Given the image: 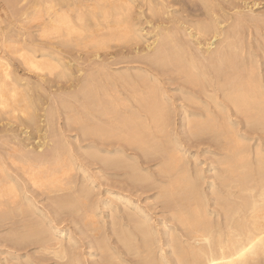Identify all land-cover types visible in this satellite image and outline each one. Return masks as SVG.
Returning <instances> with one entry per match:
<instances>
[{
    "label": "rangeland",
    "instance_id": "rangeland-1",
    "mask_svg": "<svg viewBox=\"0 0 264 264\" xmlns=\"http://www.w3.org/2000/svg\"><path fill=\"white\" fill-rule=\"evenodd\" d=\"M35 1L38 2V0H22V1L21 0H7V1L6 0H0V46H3L2 48L0 47V53L2 54L4 59H6L8 61L7 64H10V69L8 68L11 71L10 72L11 77H10L9 81L11 84L13 83V85L16 84V86L19 88V93L21 95L18 97V101L12 102V104L17 106V107H20V109L24 108V110L30 111L34 116V118L31 122H27V120L22 117V114H21V116L19 114L20 119L23 118L22 121L24 123H22L21 120L18 121V118L15 119V118L11 117L12 113H1L0 112V164L2 163V165H0V167L2 168L0 170V171H2V172H0V176H2L5 173L9 174L13 178H15L17 182H20V184L22 186L21 187L22 190H19V192H18L20 196H18L15 199L16 204L12 202L10 205H8L13 199H8L7 197H5V198H7L6 200H4V198L1 199L4 203L2 205H0L1 206L0 207V214L2 211L4 213L2 212V214L0 216H3L4 214H8V213H9V215L8 216L4 215L5 217L3 216L2 219L0 218L1 219L0 220V222H1L0 223V226H1L0 227V264H79V263L80 264H109V263L110 264H128V263L129 264H143V262H144L143 258L145 257V261H146V259L148 260V257H149L148 256L146 258V256H147L146 252L145 253L142 252V255H140V253L135 255V254H132V252L129 253L128 247L124 246V245H127L126 241L127 242H129V241L130 242H133V241L136 242L137 241L136 243L138 245L142 244L141 239L143 236H141V234H139V231H137L138 228H136L138 226L135 227V225L143 222V220L145 219V218H142L143 216L144 217L147 216L146 219L144 220L147 222V224L145 222H144V224L149 225L151 223V225H149L148 228L150 229V226H151L150 230H152V232L155 233L152 235L153 239L156 240V238H157L156 241L158 243H159L158 239H160L161 243L159 244V246L162 247V251H163L162 254H164V255L166 254L167 256L166 255L165 256L169 259V257L172 255L171 254L172 251H170L172 249V246H171L172 241L171 240L173 238H176V239H178V241H181V239H182V241H181L182 243L186 242L188 240V238L186 237L187 232L185 233L186 230L183 229L184 225L180 226L182 228L178 227L179 225H182V223L179 222V224H178L177 222L179 220H177V221L175 220V218L177 217L176 214H177V208L178 207L174 206V204L177 202L179 203V201H180L179 198H178V200H179L178 201V200H175L177 197L173 196V198H171L169 200L171 202L174 200L173 203L171 204V202H167L166 200H165V202L162 201V198L165 199L164 197H157V196H161L162 193L164 194L166 191V190H164V189H166V185L168 187L169 184L170 183L172 184V182L176 179V177H178L177 176V175H179L178 173H177V175H175L176 170H178V168L177 169L175 168L172 170V171H174L173 176L171 175L173 180H170L169 179L170 177L165 176V175L166 174H168V175L172 174V171L170 173L161 172L162 170L160 171V164L162 161H159V159L162 160V158H159V157L155 158V156H147V155H145V153L143 151L145 149L147 150V148H149L153 143H155L154 138H152L153 136H157L155 139L159 138L156 142H158V141L161 142V140H162V143H165L168 141V139H167V141H165V139H164L166 137V135H167V138H169V139L171 137V140H173L171 142H173L174 145L177 144L176 145L177 150L179 149L178 151H180L182 154H184V157H182V159L184 161L182 162V160H181V162H182V164L185 163V165L180 164L181 167L184 168V166H185L186 169H189V170H187L190 172L188 174L189 175L191 174V177L194 180L199 178L198 176H200V174H201L200 178L203 177L202 180L198 179L200 185L203 184L201 186H202V191L203 192L205 191L204 192V195H205L204 198L207 196L206 198H207L208 202H206L205 200L203 202L208 204L207 209L211 212L213 219L214 220L217 219L216 217L218 216V214H217L218 212L221 213V211H222V214H224V211H223L221 205H219V202H221V201L220 200L215 201V200H217L218 197H223L220 195V193L222 195L226 194V191H225L226 188L223 185V183L221 182V180L218 178V176H217V181H215L216 184H218V186H216L215 182H213L214 180H216L215 179L216 177H215V175L213 177L212 174L215 173L217 175H220L224 172L225 166L221 163V160L227 155L225 152L226 150L223 149L221 144L218 143L219 144L218 145L217 142L213 138H212L213 140L211 139V135H210L209 131L203 132V134H202V131L200 133V131L197 130L196 126L200 121H205L209 117L216 118V116H217V119L219 121H222L225 118H227V113H229L228 117H231L230 120L233 122V127L238 128L237 130L235 129L236 130L235 133H237V135L240 136V138H242V139L244 136L243 140L247 139V142L245 141L247 144L249 141L250 146L252 147L251 150L253 149L251 154L254 156L259 149L263 150L262 153L264 152V145H263L264 144V141H263L264 140V133H261L262 131L260 132V130H256V129H254V131H253V129L248 126V123H247L245 117L242 116L241 114L236 113L234 107H232L233 105H230L231 103L228 104L229 101L227 102L226 99L224 100V98H223L224 96H222V93H220V91H219V84H217V83L221 84L222 79L220 81L216 80V83H214L215 82V80H214L215 76L213 77L212 71H211V73L207 74L206 68H204V71H206V72H204L205 76H206V74H207V76L209 75L208 77H206L208 79V83L207 84L204 83L202 86H200L202 89H200V87H199V90H198L199 85H197L195 83H194L195 85L193 83L191 84V82L188 81L189 79L185 75H183L184 73L179 69L178 65H179L180 60L181 61L183 60L182 62L184 64H185V61H188V63H189L190 60L188 57H190L191 62H193L195 64H196L198 59L200 61H198L197 64H203V63H200L201 61L205 62L207 64V61L203 60L200 56V54H201L200 50L201 49L202 50L204 49L203 51H205L207 47H210L212 50H215L216 48H220L221 44L224 47H226L227 45H229V44L231 45L233 43L234 45L236 44V46L238 47L239 50L238 49L237 50L239 52L241 51V54H240V55H242L241 57L243 58L245 55V57L243 59L245 62H247V64L249 63L248 65L247 64H245V65H247L248 67H251V66L253 67L254 62L257 61L256 64L258 66H260V69H261L262 63L264 61V20H263L264 19V0H169V1L168 0H129V1L127 0L130 7L132 6L131 11H130V16H131L130 20L133 23V25H135L134 29L137 31L136 33L138 35L134 36L135 38L131 37V40L130 39L122 40L123 44H122V41L110 40L109 43L107 44L108 46L106 48L103 47L100 49L95 48L93 45H90V43H88V44L84 43V42L88 41L87 39H84V42H83V39L82 40L80 39L79 40L80 42H79L78 41L79 38H76L77 39L76 42H75V40H72L74 43L71 41L70 44H64L62 42L60 43V41H59L60 39L55 40L54 37H52V36H50V37L43 36L42 31H39V30H42L44 25H46V22H48L47 16L49 15V13L47 10V6L49 5V3H48V5L45 4V3H47L46 1H48V0H39L38 4ZM79 1H81V2H79ZM84 1L78 0L77 3L83 4V6H84V3L85 4L92 3L91 0L90 1L84 0ZM153 1H155L156 4ZM164 1H166V2H164ZM14 3H15V5H14ZM32 4H34V6L36 4L37 8L36 9L34 7L29 8L31 6H28V5H32ZM40 4H42L43 6H41ZM38 5H40V6H38ZM159 7H160V9H159ZM44 9H45V11H44ZM32 10L35 13L37 11H40V12H37L36 14L35 13L32 14V12H33ZM22 11H24V13H26L27 15L24 14ZM47 13H48V15H47ZM246 13H249L250 15L246 14ZM28 14L32 15L31 19H30L31 15H28ZM33 15H35V16H33ZM36 16L38 17V19ZM39 17L40 18L42 17V19L40 20ZM257 17H258V19H257ZM32 18H33V20H32ZM48 18H49V16H48ZM98 21L101 23V25L105 24V21H103L102 18H99ZM173 21H176V22H173ZM218 23H220V24H218ZM210 24H212V25H210ZM25 25H28V26H25ZM202 25H203V27H202ZM226 27H227V29H226ZM171 28L172 29L174 28V29L172 30ZM218 29L221 32H219V31L215 32V30H218ZM230 29L232 31L234 30V32L232 33V31ZM92 30L94 32L93 34H94L96 39L100 40V39L108 38V34H109L108 29H106V30L102 29L99 31H95V30H98V27L96 28V26L94 24H92ZM168 30H169V32H168ZM37 31H39V32H37ZM105 31H107L108 34ZM230 31L232 34L235 33V35L231 36L232 34H230ZM159 32H160V35L163 37L160 38V35H157V34H159ZM172 32H173V34H175V33L176 34L173 35ZM222 32H224V33H222ZM218 33L222 34L223 36L220 34H219L220 35L219 36ZM227 33H229L228 36H227ZM20 34H21V36H19ZM216 34H217V36H216ZM33 35H35V36H33ZM106 35H107V37H106ZM190 35H191V37H190ZM94 36H93V38H94ZM215 36L218 37L219 39L214 38ZM20 37H21V39H20ZM74 37H76V36H74ZM158 37L160 38V41L162 40V38L165 39V41L164 40L163 41L166 42V46H168L167 42L169 41L168 42L169 46H171L172 48L174 47L173 48L174 51H172V48L170 47V50H171L170 53L172 56L170 58L166 59L167 62H165L166 64L163 66H159V65H156L154 63H150L152 61L150 60V58H148V56H149L148 54H150V55L152 54V47L154 46V44H152V43L156 39L158 40L159 39ZM164 37H166L168 40ZM211 37H212V39H211ZM225 37H226V39L224 40L223 38H225ZM230 37H231V39H229ZM236 37H238V38H236ZM240 37H241V40L237 41L240 39ZM153 38H154V40H153ZM186 38H188V39H186ZM134 39H136V40H134ZM128 40H130L131 42ZM188 40L190 42L191 41L192 42L189 43ZM226 41H228V43H226ZM82 42L84 45L82 44ZM194 42L196 45L194 44ZM198 42L199 43L202 42V43L199 44ZM238 42H239V44H238ZM240 42H243V44L241 45ZM170 43H171V45H170ZM176 43H178V45H176ZM225 43H226V46H225ZM210 44H211V46H210ZM32 46L35 47V49ZM169 46H168V48H169ZM223 46H221V48H223ZM181 47H182V49L185 47V49H183L181 51ZM198 47L200 50L198 49ZM190 49L194 50L193 51L194 53L191 52ZM197 49L199 51L198 52L199 55L196 54ZM27 50H30V52H33L34 50H36V51H34V53L37 54L39 58H42L41 55H39V53L48 54V55H46L48 57H49V55H53V57H55V60L59 62V63L58 62L57 63L59 65H61V67H62V69H61L59 66V69L63 70L65 68V70L62 71V73L64 71L65 72L63 74H60L61 71L59 69L58 70L60 71V73L59 72H58L59 74L55 73L56 75L55 74L51 75L48 73L42 74V73H39L36 71L30 72L31 69H29V67L24 64L23 57L21 59L22 54L24 53V51L27 52ZM202 50H201V52H203ZM48 51L50 54L48 53ZM175 51H177L178 54ZM242 51H243V53H242ZM12 52H13V54H12ZM14 52H15V54H18V55H15ZM185 52H187L188 54H186ZM145 54H146L148 60L146 59ZM174 54L175 55L177 54V57H179L181 59L179 60V58H176ZM142 55H143V57H142ZM197 55L199 57H197ZM186 56H188V57H186ZM50 57L53 58L52 56H50ZM196 57L198 59H196ZM149 60H150V62H148ZM248 60H249V62H248ZM175 63H177V64H175ZM7 64H4L5 65L4 68L8 67ZM151 64L154 66H152ZM254 66H255V64H254ZM96 67L98 70L96 69ZM209 68L210 67H207L208 72H210ZM66 69H68V70H66ZM131 69H134V70H131ZM125 70L128 72H126ZM229 70L230 69H228L227 72H229ZM117 71L118 72L122 71V72L118 73ZM113 72H114V74H113ZM116 72H117V74H116ZM125 73L127 74V76H125ZM144 73H146L148 75H146ZM110 74H112V75H110ZM128 74H129V76H128ZM101 75H103L104 77ZM118 75H120V76H118ZM59 76H61V77H59ZM64 76H66V77H64ZM129 77H130V79H128ZM146 77H147V79H146ZM12 78H13V80H12ZM24 78H26V79H24ZM211 78H212V80H211ZM107 79H109V80H107ZM127 79H128V81H127ZM82 80L84 82H82ZM110 80H111V82H110ZM125 80H126V82H125ZM140 80H142V81H140ZM94 82H95V84H94ZM96 82H97V84H96ZM18 83H19V85H18ZM83 83L87 87V89H86L87 91L89 88L93 92L95 91L94 93H96V91L98 90L97 95L101 98L100 101H102V105H98V108L94 107L95 105L97 106V104H101L100 102H98L100 98L96 94L95 95L98 98L95 97V95H94V99H93L94 102H93V100L92 101L87 100V98H85V100H84L83 97L86 96V95H84V93H86L87 91L83 92V90H85L84 89L85 86ZM157 83H159V84L157 85ZM215 84H217V85H215ZM39 85H40V87H38ZM97 85L100 87L102 92H101V90H99V87ZM95 86H96L97 90L94 88ZM101 86H102V88L104 86V88H103L104 90L101 88ZM115 86H116V89H115ZM192 86H194V87H192ZM91 87L94 88V90ZM105 87L107 89H105ZM152 87H153V89H152ZM148 89H149V92H148ZM196 89H197V91H196ZM77 90H79V91H77ZM124 90H126V91H124ZM71 91L73 94L71 93ZM23 92L25 94H23ZM81 92H83V93H81ZM105 92H107V94ZM78 93H79V95H78ZM113 93H114V95H113ZM214 93L216 94V96L218 98L216 97V99H212V98H215V96L213 97V95H215ZM104 94H106V95L104 96ZM161 94H164V95H161ZM218 94H220V95H218ZM183 95H185V96L183 97ZM189 95H190V97H189ZM210 95L212 98L210 97ZM152 96H156L159 101L161 100V102H159V104L164 105L165 107H166V104L168 103V105L166 107V110L169 107V109L167 110L168 121H170L172 123H170V124L168 123L169 127L167 129V126H166L165 130L167 132L169 131L168 133L170 134V137H168L169 134L166 133L165 130H164L165 133L164 132L161 133V131H160L159 132L161 134L160 135L157 132L158 130L155 129L156 125H154L153 122L151 121L150 123L147 122L146 126L140 127V129H139L140 130V136L138 138H135L134 141H132L133 143L130 142L131 145L129 144V142H127V141L124 142L122 139H120V140H122L123 142L118 141L119 139L115 140V138H114V140L111 139L113 141L112 142L109 139L107 140L105 138H100V137H102L101 136L102 134H106V131H107V129L110 128V125L118 124L119 119H129V118H132L133 116L137 117V116L141 115L140 116L141 118H138V119L133 117V119H135L133 121V124H134V122L135 123L139 122V119H142L143 116H146V112H145L143 107L141 108V110L138 109L141 106L136 107L135 103H139L140 98H142V97H145L146 100H149V98ZM196 96H197L198 100L197 99L195 100ZM95 98H97L98 101H96ZM135 98L137 101L139 100V102H136ZM183 98H185V99H183ZM116 99L117 100L120 99V100L116 101ZM218 99H220L219 102L221 103L222 107L225 109V111L223 109L224 112L221 109H218L216 106H214V103H215V105H217V103H219ZM163 100H164V102H163ZM209 100H210V102H211V100L212 101L214 100V103L211 102V103H213V104H211L209 102ZM85 101L87 103L89 101V103L87 104L88 107L84 104ZM166 101H168V102L166 103ZM93 103L94 104L96 103V104L94 105ZM133 103H134V105H133ZM131 105H132V107H131ZM224 105H226L228 108L225 107ZM28 106H29V108H28ZM63 107L64 108L66 107V108L64 109ZM68 107H70L71 109ZM133 107H135V108H133ZM128 108L130 110L132 109L131 110L132 112H130V110ZM136 108H137V110H136ZM196 108H198V109H196ZM45 109H47V111ZM86 110H88V111H86ZM96 110H97V113H96ZM218 110H219V112L222 111L223 115L226 112L225 116L221 117L222 114H220L221 116L218 115V113H219ZM133 111L135 113H133ZM206 111L210 112L209 114H211V115L208 116L209 114H206L207 113ZM101 113H103L104 115ZM124 113H125V115H124ZM192 113H194V114L192 115ZM15 114L18 115V111ZM17 115H16V117H18ZM48 115L49 116L51 115V116L49 117ZM96 115H98V116H96ZM102 115H103V117H102ZM109 115H111L110 118H109ZM127 115L129 116V118ZM201 115L203 116V118ZM2 116H3V118H2ZM86 116H88L90 119L91 118L92 119L89 120V118ZM48 117L50 119H48ZM77 117L79 118V122H78ZM106 117H108L109 120L106 119ZM115 117H117L116 119L118 122L117 121L115 122L113 120V119H115ZM172 117L174 119L170 120V118L172 119ZM11 118H12V120H11ZM73 118L75 120H73ZM111 118H112V120H111ZM82 119L83 120L85 119V121H83ZM34 120H36V121H34ZM80 120H82L83 123ZM15 121H17V122H15ZM236 121H237V123H236ZM91 122H93V123H91ZM102 122H103V124H102ZM86 124L91 126L92 131H94V129H95L96 133L98 132V135H96V138L94 135L96 133H93V135L91 134V138H90V136H88V138H87L86 135L82 134L83 133L82 131L80 133L81 126L82 125L85 126ZM93 124H95V125H93ZM132 127H133V125H132ZM250 128L252 130L251 132H250ZM99 129H103L105 131H99ZM154 129L156 130L157 133L154 131ZM51 132L52 133L54 132V133L52 134ZM149 132L152 134H155V135L151 136ZM147 133H148V135H147ZM164 134H165V137L163 138ZM241 135H243V136H241ZM54 136H55V138H54ZM56 136L58 138H56ZM82 136H83V138H82ZM84 136H85V138H84ZM98 136L101 140L98 139ZM45 137H47L48 140L44 139ZM13 139H15V140H13ZM52 139H53V141L55 139H57V140H55L53 142ZM104 139L107 140L106 141L107 143L104 141ZM58 140L61 143L63 142V144H61L62 148L64 147V144H65V149L68 150V152L70 151V154H68V152H67V154H68L67 155V154H65L66 151H64V149L61 148V151H64L62 153V157L68 160V158L69 159L71 158L70 155H73V158H71V161L73 163V169L74 170L71 171V175L72 174L73 175H72V178L70 180L71 181L73 180V181L71 183V187L69 184L70 189L73 188L72 186H74L73 189L74 190L76 189L75 191H79L78 189L80 188V186L84 185L83 187H85L86 189H88L90 191L89 195H88L89 197L86 199L87 201L88 200L89 201L87 202L85 200L86 203H88V205L85 203L84 207L79 211L81 213V215L83 214V216H82L83 218H81V215L79 214V212L75 213L77 215L74 218L75 214L74 215L69 214L70 213L69 209H66V208H65V212H64V210L63 211L60 210L61 214L59 213V209L56 210L57 206H55V205L59 204V200L61 198H64L65 195L71 194V192H69L70 189L68 186H66V189L65 188L62 189V190L65 189L64 191L59 190L58 193L57 192L53 193L55 190L54 191L52 190L53 192L50 191L49 192L50 195H49V194H47L48 192H46V193L44 192L46 189L39 190L36 187L34 188V186L31 185L29 180H28L29 181V184H28V181H27L28 178H26L27 174L24 173V171H21V170H23V165L25 163L21 159V157H19V156H21V153L23 150H25L26 148H33V149L35 148L36 151L39 150L40 152H42L43 147L41 146V144H43V142L48 141V144H49V141H50V143H54L56 145V143L60 144L57 142ZM18 141L20 142V144ZM126 142H127V144H126ZM173 143L169 144L167 142L165 144H168L167 146H169V147L171 146V148H172L174 146V145L172 146ZM120 144H122V145H120ZM93 145H95V146H93ZM141 145H143V148L141 147ZM260 145H262V146H260ZM22 146H24V148L26 146V148L22 149ZM86 146L87 147L90 146V148H86ZM68 147H69V149H68ZM91 147H93V148H91ZM96 147L98 148V150ZM220 147H221V149H220ZM261 147H263V148H261ZM45 148H44L43 152H45L47 150V149L45 150ZM102 148H103V150L106 149L105 150L106 152L103 151ZM88 149H89V151H88ZM113 150H115L116 152ZM91 151L92 152L95 151L94 155H93L94 158H92V157L89 158L91 155H88V154H87L88 156H85L86 152L92 153ZM220 151H222V152H220ZM107 152H108V154H107ZM120 152H123L122 155H124V156H122ZM116 153H118V155ZM10 155H11V157H10ZM125 156L127 157V159ZM18 157L20 158V161H19ZM120 157L121 158L125 157V158L121 159ZM118 158L120 160H118ZM12 159H15L16 162H15V160H12ZM95 159H97V160H95ZM99 159H100V161H99ZM108 159H112L115 162L119 163L117 165V168H115L116 166L115 167L114 166L113 167H111V166L106 167V165L104 164L105 163L104 160H108ZM128 159H129V161H128ZM130 159H131V161H130ZM87 160L90 162H88ZM121 160H126V161L130 162V163H128V162L124 161V163L129 164L131 167H128V165H126V164H125L126 165L125 166ZM21 164H22V166L20 167ZM102 165H104V166H102ZM118 166L121 168L118 169ZM132 166H134V167H132ZM16 168H17V170H16ZM132 168H136L138 171L140 170V173L138 172V174H143V176L141 175L143 179H141L140 181H132V172H130V171H133ZM198 168H200V169H198ZM213 168H215V169L212 170ZM105 169L108 171H106ZM114 169H116V170H114ZM4 170L6 172H4ZM7 170H8V173H7ZM85 171L88 173H86ZM194 172H195L196 176L194 175ZM196 172H197V174H196ZM164 173H165V175H164ZM144 174L146 177L144 176ZM130 175H131V178H130ZM147 175H148V177H147ZM19 176H20V178H19ZM208 176H210V177H208ZM12 177H10V179ZM162 177H164V178H162ZM22 178H23V180H22ZM24 178L26 181L24 180ZM154 179H155V181H154ZM212 179H213V181H212ZM133 182H135V183H133ZM212 183H214L213 185H215L216 187L212 186L211 185ZM160 185L165 186V188L164 189L160 188V192H159ZM87 186L90 189L87 188ZM212 187H213V189L215 188L214 190L216 192L215 191L214 192H215V194H217V198H215L216 196L213 192V189L211 191ZM221 188L222 189L225 188V189H223L224 190L223 192H221V190H222ZM67 189H69V190H67ZM81 189H82V187L80 188V190ZM75 191L72 190V192H75ZM212 192H213V194H212ZM64 193H67V194H64ZM158 193H160V194H158ZM22 194H24L25 196L27 195V197L29 196L28 199L32 197V201H31L32 203L29 204L30 200H28L27 198L22 196ZM62 194H64V197L62 196ZM213 195H214L215 199L213 198ZM58 196H60V199ZM67 196H69V195H67ZM52 197H54V198H52ZM23 198L27 199V201H29V203H27L25 201V199L23 201ZM51 198L56 199V201H55L56 203H53ZM47 199L48 200L51 199V200L48 201ZM127 200H128V202H127ZM19 202L21 205L19 204ZM22 203H23V205H22ZM12 204H15V206L13 207ZM28 204H29V206H28ZM34 205H37L38 207L34 206ZM53 205H54V207H53ZM163 205L166 206V208ZM175 205H177V204H175ZM215 205L216 206L218 205V206L216 207ZM9 206L11 207L12 210H15L12 214L10 212L12 210H9L10 209ZM17 206L20 207V209ZM22 206L24 207L25 211H24ZM58 206H60V205H58ZM88 206H89V209H87ZM90 206L92 208H90ZM34 207H37L38 211H35L33 209ZM172 207H174L175 209H172ZM84 208H85V210H83ZM17 209H19V211ZM49 209H50V211H49ZM90 209H93L94 213H93V210H90ZM132 209L135 211V213H139L141 211L145 215H141V212H140L137 216V214H135ZM140 209H142L143 211ZM217 209H219V211ZM21 210H23V212H21ZM27 210H28V212H29V210H31L29 212V215H31V217L29 215H27L28 214ZM66 210L68 211V213ZM32 211H33L34 215L31 213ZM34 211H35V213H34ZM71 211H73V210H71ZM132 211H133V214H135L134 216L132 214ZM86 212H87V215H86ZM214 212L217 215H215ZM16 213H18V214H16ZM220 213L218 216L220 218L218 220L221 222V224H223L224 221H222V220L224 219V216L221 215ZM10 214H11V216H10ZM24 214H25V216H24ZM40 214L42 217L40 216ZM90 214H91V216L95 214V216L92 218L88 217ZM84 215H85V217H84ZM131 215H132V217H131ZM36 216L38 218L41 217L42 219L43 218L45 219L44 222L39 219L40 221H42L41 223H43V224L48 223L47 225L49 227H47V225L45 226V224L43 225V227L44 228L47 227L46 229H49L48 232H49V234L50 233L51 234H50V236L48 234V236H49V238L52 236V238H50V239L54 240V237L56 238V240H54L53 243L59 244L58 249L60 250L61 246L63 247V249L61 248L60 251H62V250L64 251V248L66 249L65 250L66 255L63 258H61L60 256H57V257L55 256L54 251H55V248L57 249V246L55 244H54L55 247L52 249L50 247L49 248L46 247L45 246L46 244H41V243L35 242V241L33 242V240H32L33 238L31 239L33 243H30V239H29V242H24V244L22 243L20 245H18L17 242H16L17 244L15 242H13L14 238L19 236L18 233H20L21 230H24V228L22 229L21 225L24 226L25 224H31V223L34 224V223L38 222V218ZM135 216H137V217H135ZM221 216L223 217V219ZM6 217L7 218L9 217V218L7 219ZM86 217L89 221V224H88V221H86V222H84V224L86 223V225L82 226V223L86 219ZM133 217H134V219H133ZM29 219H30V222H29ZM132 219L133 220L139 219L140 222L134 223V221H132ZM32 220H33V222H34V220H37V221L33 223ZM56 220H57V222H56ZM50 221H51V223H50ZM120 221H121V223H120ZM148 222H149V224H148ZM174 222L176 224H174ZM126 225H127V227H126ZM146 225H144V227H146ZM51 226L53 229L51 228ZM85 226H87V227H85ZM15 227H18V228H15ZM114 227L116 228V230ZM118 227H120V228L118 229ZM15 229H16V231H15ZM11 230H12V232H11ZM17 230H18V232H17ZM182 230L184 231V233ZM119 231L122 233H120ZM123 232H124V234H123ZM9 233L10 234L14 233V234H12V237H10V240L11 241L13 240L12 241L13 243L11 241L10 242L6 241L7 239L9 240V238H8V236H10ZM118 233H119V236H118ZM140 233H142V232L140 231ZM166 233L168 234V236ZM169 233L170 234L173 233V236H174V234H175V236L170 237ZM6 234H7V236H6ZM15 234H16V237H14ZM121 234L123 236V240H121L122 239ZM126 234H127V236H126ZM130 234H131V236H134L132 238H134V239L137 238L136 241L131 238ZM136 234L138 237L136 236ZM156 234H157V236H156ZM164 234H165V236H164ZM140 237H141V239H140ZM170 238H172V239H170ZM167 239H168L169 243H168ZM58 240L60 241V243ZM138 240L141 242H139ZM50 241H52V240H50ZM62 242H63V244H62ZM37 243H39L41 245H39ZM94 243H95V245L93 246ZM166 243L168 246L166 245ZM50 244H51V247L54 246L52 243H50ZM66 245H68V246L66 247ZM102 245H103V247H102ZM43 246H45L48 251H46L45 247L43 248ZM47 246H50V245L47 244ZM170 246H171V249H169ZM98 248H100L101 250ZM71 251H73V252H71ZM156 251H157V255L159 254V256H160L159 249ZM128 255H130V256H128ZM172 256L170 258L174 264V256H173V259H172ZM140 257H142L143 261L140 260ZM103 258L105 260H103ZM116 259H118V260H116ZM65 261L69 262V263H66ZM261 264H264V260L261 262Z\"/></svg>",
    "mask_w": 264,
    "mask_h": 264
},
{
    "label": "bare ground",
    "instance_id": "bare-ground-1",
    "mask_svg": "<svg viewBox=\"0 0 264 264\" xmlns=\"http://www.w3.org/2000/svg\"><path fill=\"white\" fill-rule=\"evenodd\" d=\"M7 1V0H6ZM22 1V0H21ZM84 1V0H83ZM90 1V0H88ZM129 1V0H128ZM127 0H91L92 3L90 4H85L84 3V6L83 4H78V0H48L46 1L48 5L47 6V10H48V13L47 15V19H48V22H46V25H44L43 29L42 30H39V31H42V34L43 36H46V37H54V39H60V43H64V44H70L72 40H75V42L77 41L76 38H79L78 41L81 39H83V42H84V39H87L88 41L84 42V43H90V45H93L95 48H103V47H107L108 43L110 40H116V41H122V40H126V39H130L131 40V37H134L136 35H138L136 32V30L134 29L135 25H133V23L131 22L130 20V11H131V8L132 6L130 7L129 3H128ZM169 1V0H168ZM37 4L39 2L35 1ZM41 2V1H40ZM81 2V1H79ZM85 2V1H84ZM155 4L156 2L153 1ZM166 2V1H164ZM34 3V2H33ZM42 3V2H41ZM6 4V3H5ZM29 4V3H28ZM15 5V3H14ZM33 5V6H32ZM32 5H28V6H31L29 8H32L34 7L35 9L37 8L36 4L34 6V4ZM41 6H43L42 4H40ZM38 5V6H40ZM135 5V4H134ZM210 6V5H209ZM161 7V6H160ZM159 7V9H160ZM14 8V7H13ZM25 9V8H24ZM27 9V8H26ZM43 9V8H42ZM208 9V8H207ZM39 10V9H38ZM25 11V10H24ZM24 11H22L24 13ZM33 11V10H32ZM31 11V12H32ZM45 11V9H44ZM21 12V13H22ZM37 12H40V11H37ZM36 12V13H37ZM133 12V11H132ZM35 13L34 11L32 12V14ZM35 13V14H36ZM154 13V12H153ZM12 14V13H11ZM16 14V13H15ZM26 14V13H24ZM44 14V13H43ZM42 14V15H43ZM151 14V13H150ZM246 14H249V13H246ZM27 15V14H26ZM25 15V16H26ZM28 15H31V14H28ZM40 15V14H39ZM250 15V14H249ZM35 16V15H33ZM248 16V15H247ZM14 17V16H13ZM24 17V16H23ZM32 15L30 16V19H31ZM37 17V16H36ZM44 17V16H43ZM252 17V16H251ZM29 18V17H28ZM40 18V17H39ZM99 18H102L103 21H105V24H102L98 21ZM255 18V17H254ZM25 19V18H24ZM27 19V18H26ZM38 19V17H37ZM42 19V17L40 18V20ZM258 19V17H257ZM260 19V18H259ZM33 20V18H32ZM45 20V19H44ZM101 20V19H100ZM264 20V19H263ZM29 21V20H28ZM37 21V20H36ZM46 21V20H45ZM92 21V22H91ZM94 21V22H93ZM209 21V20H208ZM20 22V21H19ZM22 22V21H21ZM44 22V21H43ZM102 22V21H101ZM173 22H176V21H173ZM235 22V21H234ZM207 23V22H206ZM92 24H94L96 26V28L98 27V30H95V31H99V30H106L108 29V38H105V39H96L95 36H94V32L92 30ZM220 24V23H218ZM104 25V26H103ZM212 25V24H210ZM238 25V24H237ZM25 26H28V25H25ZM217 26V25H216ZM220 26V25H219ZM232 26V25H231ZM102 29H101V28ZM187 27V26H186ZM203 27V25H202ZM209 27V26H208ZM207 27V28H208ZM230 27V26H229ZM238 27V26H237ZM240 27V26H239ZM162 28V27H161ZM206 28V27H205ZM216 28V27H215ZM225 28V27H224ZM235 28V27H234ZM27 29V28H26ZM172 29V28H171ZM174 29V28H173ZM172 29V30H173ZM217 29V28H216ZM227 29V27H226ZM29 30V29H28ZM164 30V29H163ZM231 30V29H230ZM16 31V30H15ZM37 31V32H39ZM181 31V30H180ZM218 32V30H215V32ZM232 31V30H231ZM230 31V34H232L234 32V30L232 31L231 33ZM237 31V30H236ZM247 31V30H246ZM169 32V30H168ZM195 32V31H194ZM198 32V31H197ZM204 32V31H203ZM221 32V31H219ZM15 33V32H14ZM21 33V32H20ZM96 33V32H95ZM175 33V32H174ZM183 33V32H182ZM224 33V32H222ZM30 34V33H29ZM173 34V32H172ZM176 34V33H175ZM173 34V35H175ZM186 34V33H185ZM191 34V33H190ZM220 33H218L219 35ZM103 35V34H102ZM157 35H160V32L159 34ZM195 35V34H194ZM205 35V34H204ZM208 35V34H207ZM206 35V36H207ZM222 35V34H220ZM219 35V36H220ZM229 35V33H227V36ZM235 35L232 34L231 36ZM18 36V35H17ZM21 36V34L19 35ZM35 36V35H33ZM76 36V37H74ZM94 36V38H93ZM99 36V35H98ZM101 36V35H100ZM217 36V34H216ZM214 37V38H218V37ZM223 36V35H222ZM225 36V35H224ZM107 37V35H106ZM163 37L160 35V38ZM173 37V36H172ZM189 37V36H188ZM191 37V35H190ZM213 37V36H212ZM211 37V39H212ZM74 38V39H73ZM135 38V37H134ZM157 38V37H156ZM159 38V37H158ZM160 38L155 41H153L152 44H154V46L152 47V54H148V58H150V60L152 62H150V60L148 62L150 63H154L156 65H159V66H163L165 65L167 62L166 59L170 58L172 55L170 53V47L169 46V41L167 42V45L169 46H166V42L165 39L162 38V40L160 41ZM166 38V37H164ZM238 38V37H236ZM19 39V38H18ZM21 39V37H20ZM43 39V38H42ZM53 39V40H54ZM167 39V38H166ZM181 39V38H180ZM188 39V38H186ZM219 39V38H218ZM224 40L226 39L223 38ZM231 39V37L229 38ZM128 40V41H130ZM136 40V39H134ZM138 40V39H137ZM154 40V38H153ZM164 40V41H163ZM168 40V39H167ZM166 40V41H167ZM198 40V39H197ZM241 40V37L239 40L237 41H240ZM5 41V40H4ZM186 41V40H185ZM189 41V40H188ZM187 41V42H188ZM194 41V40H193ZM220 41V40H219ZM9 42V41H8ZM17 42V41H16ZM35 42V41H34ZM58 42V41H57ZM73 42V41H72ZM80 42V41H79ZM82 42V44H83ZM125 42V41H124ZM131 42V41H130ZM136 42V41H135ZM165 44H164V43ZM177 42V41H176ZM192 42V41H191ZM189 41V43H191ZM212 42V41H211ZM3 43V42H2ZM1 43V44H2ZM74 43V42H73ZM72 43V44H73ZM113 43V42H112ZM128 43V42H127ZM182 43V42H181ZM199 43V42H198ZM202 43V42H200ZM199 43V44H200ZM217 43V42H216ZM219 43V42H218ZM226 43H228V41H226ZM226 43H225V46H226ZM241 45L243 44V42H240ZM71 44V45H72ZM86 44V45H87ZM121 44V43H120ZM122 44H123V41H122ZM195 44V42H194ZM220 44V43H219ZM239 44V42H238ZM84 45V44H83ZM85 45V46H86ZM89 45V46H90ZM151 45V44H150ZM171 45V43H170ZM176 45H178V43H176ZM175 45V46H176ZM196 45V44H195ZM31 46V45H30ZM56 46V45H55ZM183 46V45H182ZM211 46V44H210ZM221 46H223L221 44ZM216 48L215 50H212L210 47H207L205 51H202L200 50V56L203 60H206L207 61V64L205 62H200V63H203V64H197L198 61H200L197 57H199L198 55V49H197V52L196 54L197 57L196 59L197 62L196 64L191 62V59L190 57L186 56L189 58V63L188 61H185V64L180 60L181 58L177 57V54L175 55L176 58H179L180 62H179V69L184 73L183 75H185L191 82V84L195 83L198 86V90H199V87L202 86L204 83L207 84L208 83V79L206 77L208 73H211L212 71V75L213 77L215 76V82L216 83V80L217 81H220L221 79V84L220 83H217L219 84V91L220 93H222V96H224V100L226 99L227 102L229 101L228 104L230 105H233L232 107H234L236 113L238 114H241L242 116L245 117L247 123H248V126L251 127L254 131V129L256 130H260L261 133H264V61L262 63V66H261V69H260V66H258L256 64V62H254L253 64V67H248L247 65V62L244 61V57L242 58L240 55L241 54V51L239 52L238 50V47L236 46V44L234 45L233 43L230 45H227L226 47L223 46V48ZM239 46V45H238ZM247 46V45H246ZM1 48L3 46H0ZM33 47V46H32ZM37 47V46H36ZM81 47V46H80ZM180 47V46H179ZM191 47V46H190ZM217 47V46H216ZM6 48V47H5ZM9 48V47H8ZM23 48V47H22ZM35 49V47H33ZM48 48V47H47ZM86 48V47H85ZM172 48V47H171ZM174 48V47H173ZM172 48V51H174V49ZM193 48V47H192ZM247 48V47H246ZM40 49V48H39ZM43 49V48H42ZM185 49V47L183 48ZM182 47H181V51L183 50ZM196 49V48H195ZM238 49V50H237ZM243 49V48H242ZM249 49V48H248ZM31 50V49H30ZM30 50H27V52L24 51V53L22 54L21 56V59L23 57V62L25 65H27L29 67L30 72H39V73H48V74H55V73H61L60 74H63L62 71L65 70V68L63 70L61 65H59L58 61L55 60V57H53V55H48V54H45V53H39V55H41L42 58H39L37 54L34 53V50L33 52H30ZM47 50V49H46ZM151 50V49H150ZM187 50V49H186ZM191 50V49H190ZM5 51V50H4ZM39 51V50H38ZM37 51V52H38ZM56 51V50H55ZM97 51V50H96ZM194 50H191V52H193ZM247 51V50H246ZM10 52V51H9ZM45 52V51H44ZM58 52V51H57ZM49 53V51H48ZM147 53V52H146ZM186 54H188L187 52H185ZM194 53V52H193ZM192 53V54H193ZM243 53V51H242ZM13 54V52H12ZM15 54V52H14ZM50 54V53H49ZM15 55H18V54H15ZM173 55V56H174ZM182 55V54H181ZM194 55V54H193ZM249 55V54H248ZM50 56H52L53 58H51ZM146 56V54H145ZM195 56V55H194ZM143 57V55H142ZM174 57V58H175ZM247 57V56H246ZM255 57V56H254ZM140 58V57H139ZM195 58V57H194ZM20 59V58H19ZM63 59V58H62ZM146 59H147V56H146ZM249 59V58H248ZM257 59V58H256ZM61 60V59H60ZM148 60V59H147ZM195 61V60H194ZM255 61V60H254ZM58 62V63H57ZM66 62V61H65ZM69 62V61H68ZM170 62V61H169ZM168 62V63H169ZM191 62V63H190ZM249 62V60H248ZM8 61L6 59H4V57L2 56V54L0 53V112L1 113H12L11 114V117L17 119L18 118V121L21 120L22 123H24L22 121V119H26L27 122H31L34 118L33 114L30 112V111H26L23 109H20V107H17L15 105L12 104V102H17L18 101V97L21 96L20 93H19V88L15 85H13V83L11 84L9 79H10V64H7ZM144 63V62H143ZM146 63V62H145ZM149 63V64H150ZM188 63V64H187ZM4 64H7L8 67H5L4 68ZM177 64V63H175ZM247 64V65H245ZM6 65V66H7ZM24 65V66H25ZM152 65V64H151ZM59 66L61 69H59ZM154 66V65H152ZM170 66V65H169ZM12 67V66H11ZM108 67V66H107ZM172 67V66H171ZM207 67H210L209 68V71L208 72V69ZM9 68V69H8ZM104 68V67H103ZM153 68V67H152ZM170 68V67H169ZM204 68H206V71H204ZM27 69V68H26ZM60 71H59V70ZM97 69V67H96ZM100 69V68H99ZM127 69V68H126ZM229 70V72H227V70ZM68 70V69H66ZM93 70V69H92ZM95 70V69H94ZM98 70V69H97ZM106 70V69H105ZM111 70V69H110ZM123 70V69H122ZM131 70H134V69H131ZM13 71V70H12ZM115 71V70H114ZM126 71V70H125ZM124 71V72H125ZM232 71V72H231ZM70 72V71H69ZM118 72V71H117ZM116 72V74H117ZM122 72V71H120ZM118 72V73H120ZM128 72V71H126ZM175 72V71H174ZM204 72H206V76L204 74ZM58 73V74H59ZM71 73V72H70ZM98 73V72H97ZM133 73V72H132ZM158 73V72H157ZM13 74V73H12ZM96 74V73H95ZM114 74V72H113ZM146 74V73H144ZM143 74V75H144ZM217 74V75H216ZM38 75V74H37ZM56 75V74H55ZM68 75V74H67ZM91 75V74H90ZM112 75V74H110ZM142 75V76H143ZM148 75V74H146ZM103 76V75H101ZM120 76V75H118ZM125 76H127V74L125 73ZM129 76V74H128ZM138 76V75H137ZM145 76V75H144ZM61 77V76H59ZM63 77V76H62ZM66 77V76H64ZM90 77V76H89ZM104 77V76H103ZM102 77V78H103ZM148 77V76H147ZM146 77V79H147ZM179 77V76H178ZM47 78V77H46ZM45 78V79H46ZM83 78V77H82ZM145 78V77H144ZM180 78V77H179ZM186 78V79H187ZM26 79V78H24ZM30 79V78H29ZM90 79V78H89ZM95 79V78H94ZM130 79V77L128 78ZM127 79V81H128ZM136 79V78H135ZM219 79V80H218ZM13 80V78H12ZM48 80V79H47ZM109 80V79H107ZM106 80V81H107ZM149 80V79H148ZM212 80V78H211ZM96 81V80H95ZM117 81V80H116ZM122 81V80H121ZM131 81V80H130ZM142 81V80H140ZM187 81V80H186ZM49 82V81H48ZM81 82V81H80ZM82 82H84L82 80ZM109 82V81H108ZM111 82V80H110ZM124 82V81H123ZM126 82V80H125ZM160 82V81H159ZM189 82V83H190ZM88 83V82H87ZM102 83V82H101ZM131 83V82H130ZM188 83V84H189ZM30 84V83H29ZM32 84V83H31ZM41 84V83H40ZM84 84V83H83ZM95 84V82H94ZM97 84V82H96ZM112 84V83H111ZM124 84V83H123ZM149 84V83H148ZM159 83H157L158 85ZM187 84V83H186ZM194 84V85H195ZM211 84V83H210ZM215 84V85H217ZM19 85V83H18ZM35 85V84H34ZM90 85V84H89ZM106 85V84H105ZM104 85V86H105ZM109 85V84H108ZM212 85V84H211ZM214 85V86H215ZM85 86V84H84ZM91 86V85H90ZM98 86V85H97ZM103 86V88H104ZM120 86V85H119ZM142 86V85H141ZM22 87V86H21ZM40 87V85L38 86ZM86 87V86H85ZM83 90L84 91H87V87ZM93 87V86H92ZM91 87V88H92ZM99 87V86H98ZM114 87V86H113ZM121 87V86H120ZM155 87V86H154ZM183 87V86H182ZM188 87V86H187ZM194 87V86H192ZM216 87V86H215ZM96 89V86L94 87ZM94 88H92L94 90ZM102 88V86H101ZM102 88V89H103ZM109 88V87H108ZM112 88V87H111ZM157 88V87H156ZM205 88V87H204ZM218 88V87H217ZM105 89H107L105 87ZM114 89V88H113ZM115 89H116V86H115ZM146 89V88H145ZM151 89V88H150ZM153 89V87H152ZM159 89V88H158ZM200 89H202L200 87ZM97 90V89H96ZM99 90L100 87H99ZM104 90V89H103ZM137 90V89H136ZM140 90V89H139ZM160 90V89H159ZM206 90V89H205ZM217 90V89H216ZM45 91V90H44ZM74 91V90H73ZM79 91V90H77ZM98 91V90H97ZM97 91L96 93H94L92 90H90V88L88 89V91L86 93H84V95L86 96H82L85 100V98H87V100H93L94 99V95L96 94L97 95ZM123 91V90H122ZM126 91V90H124ZM197 91V89H196ZM195 91V92H196ZM203 91V90H202ZM81 92V93H83ZM102 92V90H101ZM108 92V91H107ZM107 92H105L107 94ZM111 92V91H110ZM140 92V91H139ZM142 92V91H141ZM148 92H149V89H148ZM162 92V91H161ZM160 92V93H161ZM165 92V91H164ZM215 92V91H214ZM72 93V91H71ZM75 93V92H74ZM80 93V92H79ZM78 93V95H79ZM94 93V94H93ZM133 93V92H132ZM158 93V92H157ZM181 93V92H180ZM188 93V92H187ZM199 93V92H198ZM205 93V92H204ZM208 93V92H207ZM23 94H25L23 92ZM73 94V93H72ZM104 94V96L106 95ZM166 94V93H165ZM203 94V93H202ZM215 94V93H214ZM27 95V94H26ZM25 95V96H26ZM95 95V97H97ZM114 95V93H113ZM161 95H164V94H161ZM220 95V94H218ZM72 96V95H71ZM185 95H183L184 97ZM188 96V95H187ZM205 96V95H204ZM203 96V97H204ZM207 96V95H206ZM215 96V98H212L211 95L210 97L212 99H216V94L213 95V97ZM75 97V96H74ZM99 97V96H98ZM97 97V98H98ZM107 97V96H106ZM116 97V96H115ZM166 97V96H165ZM190 97V95H189ZM97 98H95L96 101ZM100 98V97H99ZM160 98V97H159ZM210 98V99H211ZM218 98V97H217ZM23 99V98H22ZM126 99V98H125ZM171 99V98H170ZM185 99V98H183ZM188 99V98H187ZM186 99V100H187ZM197 99V96L195 97V100ZM207 99V98H206ZM221 99V98H220ZM218 99V102L219 100ZM25 100V99H24ZM57 100V99H56ZM59 100V99H58ZM83 100V99H82ZM101 98L99 99L98 102H100L101 104H97V106L95 105L94 107H97L98 108V105H102V101H100ZM107 100V99H106ZM120 100V99H118ZM116 99V101H118ZM136 100V98H135ZM165 100V99H164ZM163 100V102H164ZM198 100V99H197ZM133 101V100H132ZM170 101V100H169ZM86 102V101H85ZM84 104L88 107V103L86 102ZM94 102V100H93ZM108 102V101H107ZM135 102V101H134ZM136 102H139V100ZM159 102H161V100L159 101L157 99L156 96H152L149 98V100H146L145 97H142L140 98V102L139 103H135L136 104V107H139L141 106L140 109L143 107L145 112H146V116H143L142 119H139V122H134L133 124V121L135 119L132 118H128L129 119H119V123L116 124V125H110V128L107 129L106 131V134H102L100 138H105V139H109L110 141H112L111 139L115 140L116 139H119L118 141H127L129 142H132L134 141L135 138H138L140 136V127L142 126H146L147 122L150 123L151 121L153 122L154 125H156L154 128L157 129L158 133L161 131L164 132L165 130V127L167 126V129H168V123H172L170 121H168V113H167V110H166V107L168 105V101H166V107L164 105H161L159 104ZM210 102V100H209ZM211 102L214 103V100ZM210 102V103H211ZM83 103V102H82ZM92 103V102H91ZM109 103V102H108ZM118 103V102H117ZM120 103V102H119ZM187 103V102H186ZM211 103V104H213ZM217 103V102H216ZM138 104V105H137ZM140 104V105H139ZM201 104V103H200ZM203 104V103H202ZM223 104V103H222ZM134 105V103H133ZM27 106V105H26ZM62 106V105H61ZM68 106V105H67ZM66 106V107H67ZM92 106V105H91ZM214 106H216L218 109H221L223 111V107L221 105V103H217V105H215L214 103ZM225 107H227L226 105H224ZM65 107V108H66ZM73 107V106H72ZM93 107V108H94ZM100 107V106H99ZM121 107V106H120ZM132 107V105H131ZM182 107V106H181ZM29 108V106H28ZM64 108V107H63ZM64 108V109H65ZM70 108V107H68ZM119 108V107H118ZM122 108V107H121ZM135 108V107H133ZM188 108V107H187ZM200 108V107H199ZM228 108V107H227ZM52 109V108H51ZM71 109V108H70ZM86 109V108H85ZM96 109V108H95ZM129 109V108H128ZM198 109V108H196ZM203 109V108H202ZM216 109V108H215ZM47 111V109H45ZM69 110V109H68ZM101 110V109H100ZM127 110V109H126ZM130 110V109H129ZM128 110V111H129ZM132 110V109H131ZM130 110V112H132ZM137 110V108H136ZM230 110V109H229ZM228 110V111H229ZM18 111V115L15 114L16 112ZM52 111V110H51ZM70 111V110H69ZM68 111V112H69ZM74 111V110H73ZM88 111V110H86ZM104 111V110H103ZM127 111V112H128ZM219 112L218 110V115L222 114L223 112ZM234 111V110H233ZM54 112V111H53ZM82 112V111H81ZM84 112V111H83ZM202 112V111H201ZM207 113L206 114H209L210 112L206 111ZM45 113V112H44ZM50 113V112H49ZM85 113V112H84ZM96 113H97V110H96ZM105 113V112H104ZM133 113H135L133 111ZM176 113V112H175ZM22 114V117L20 119V116ZM55 114V113H54ZM103 114V113H101ZM100 114V115H101ZM194 113H192L193 115ZM204 114V113H203ZM226 114V112H225ZM225 114L223 116H225ZM228 114L227 113V118H225L224 120L222 121H219L217 119V116L216 118L214 117H209L207 120L205 121H200L196 128L197 130L202 131V134L203 132H206V131H209L210 132V135H211V139L213 138L217 144H221L223 149L226 150V156L221 160V163L225 166V170L222 174L220 175H217L215 173H213V177L215 175V179L213 182L217 181V176L218 178L221 180V182L223 183V185L225 186V191H226V194L225 195H222L220 193L221 196L223 197H218L217 200L215 201H218L220 200L221 202H219V205H221L223 211H224V214H222V211L221 213L218 212V216H219V213L221 215L224 216V219L222 217V221H224L223 224H221V222L218 220L220 217H216L217 221L213 219L212 217V214L211 212L207 209V206L208 204L204 203L203 201L205 200L206 202L207 201V196L204 198V192L202 191V186L203 184L200 185L199 183V180H202V178H200V176H198L199 178L197 179H192L191 177V174L189 175L188 173H190L189 169H186L185 166L184 168L181 167V165H185V163L182 164V162L184 161L182 159V157H184V154H182L180 151L177 150L176 148V145H174L173 140H171V137H170V134L166 131V133L169 134L167 138V135L165 137V134L163 136V138L165 139V141H167L168 139V143H173L172 147L171 146H167L168 144H165V143H162V140L161 142H156L158 139H155L157 136H153L152 138H154L155 140V143H153L149 148H147V150L145 149L143 152L145 153V155L147 156H155V158L159 157V158H162V160L159 159V161H162L161 164H160V171L161 172H165V173H170L173 169H177L176 170V173L175 175H177V173L179 175H177L178 177H176V179L172 182V184L170 183L169 186L167 187L166 185V189L165 186H161L159 187V192H160V188L166 190L165 193L161 196H157V197H164L165 199L162 198V201L165 202V200L167 202H171L169 201L171 198H173V196H176L177 198L175 200H178L179 198V203H175L177 205L174 204V206H177V217L175 218V220H179L177 223L179 224V222L182 223V225H179L178 227L180 226H183V229H185V233H186V237L188 238V240L186 242H181V241H178V239L176 238H170L172 239L171 241V246H172V249H171V246L169 249H171L170 251L171 254L174 256V264H211V261L212 260H216V261H222L224 262V264H261V262L264 260V152L262 153L263 150L259 149L255 156L251 154L252 150H251V146H250V143L248 141V144L246 143L247 142V139L246 140H243L244 139V136H243V139L240 138V136L237 135L236 130L238 128H234L233 127V122L230 120L231 117H228ZM233 114V113H232ZM5 115V114H4ZM16 115L18 117H16ZM52 115V114H51ZM50 115V116H51ZM87 115V114H86ZM104 115V114H103ZM102 115V117H103ZM125 115V113H124ZM131 115V114H130ZM191 115V116H192ZM200 115V114H199ZM211 114H209L208 116H210ZM49 116V115H48ZM49 116V117H50ZM77 116V115H76ZM90 116V115H89ZM98 116V115H96ZM111 115H109V118H110ZM119 116V115H118ZM141 115L139 116H135L134 118H141L140 117ZM175 116V115H174ZM183 116V115H182ZM196 116V115H195ZM202 116V115H201ZM231 116V115H230ZM48 117V119H50ZM57 117V116H56ZM70 117V116H69ZM88 117V116H86ZM91 117V116H90ZM114 117V116H113ZM121 117V116H120ZM126 117V116H125ZM3 118V116H2ZM5 118V117H4ZM75 118V117H74ZM73 118V120H75ZM78 118V117H77ZM89 118V117H88ZM97 118V117H96ZM117 117H115V119H113L115 122L117 121L116 119ZM191 118V117H190ZM203 118V116H202ZM236 118V117H235ZM14 119V120H15ZM52 119V118H51ZM92 119V118H91ZM89 118V120H91ZM98 119V118H97ZM96 119V120H97ZM104 119V118H103ZM106 119H108V117H106ZM174 118L172 117V119L170 118V120H173ZM185 119V118H184ZM223 119V118H222ZM6 120V119H5ZM12 120V118H11ZM56 120V119H55ZM71 120V119H70ZM77 120V119H76ZM83 120V119H82ZM80 120V121H82ZM102 120V119H101ZM109 120V119H108ZM112 120V118H111ZM25 121V120H24ZM36 121V120H34ZM49 121V120H48ZM72 121V120H71ZM85 121V119L83 120ZM82 121V123H83ZM175 121V120H174ZM188 121V120H187ZM195 121V120H194ZM17 122V121H15ZM50 122V121H49ZM78 122H79V118H78ZM96 122V121H95ZM109 122V121H108ZM113 122V121H112ZM118 122V121H117ZM21 123V124H22ZM34 123V122H33ZM93 123V122H91ZM237 123V121H236ZM16 124V123H15ZM48 124V123H47ZM77 124V123H76ZM103 124V122H102ZM114 124V123H113ZM133 127H132V125ZM174 124V123H173ZM32 125V124H31ZM71 125V124H70ZM95 125V124H93ZM100 125V124H99ZM107 125V124H106ZM236 125V124H235ZM172 126V125H171ZM244 126V125H243ZM51 127V126H50ZM96 127V126H95ZM149 127V126H148ZM237 127V126H236ZM79 128V127H78ZM173 128V127H172ZM250 128V132L252 131ZM27 129V128H26ZM154 129V131L156 132V130ZM171 129V128H170ZM236 129V130H235ZM25 130V129H24ZM172 130V129H171ZM235 130V131H234ZM81 131L83 132L82 134L86 135V137L88 138V136H90L91 138V134L93 135V133H96L95 129L94 131H92L91 129V126H89L88 124H86L85 126L82 125L81 126V129H80V133ZM99 131H105L103 129H99ZM150 131V130H149ZM175 131V130H174ZM26 132V131H25ZM48 132V131H47ZM78 132V131H77ZM156 132V133H157ZM208 132V133H209ZM238 132V131H237ZM259 132V131H258ZM52 133V132H51ZM54 133V132H53ZM52 133V134H53ZM150 133V132H149ZM165 133V132H164ZM260 133V134H261ZM14 134V133H13ZM160 134V133H159ZM190 134V133H189ZM48 135V134H47ZM62 135V134H61ZM95 135V138H96V135H98V132ZM148 135V133H147ZM150 135H155V134H152L150 133ZM161 135V134H160ZM59 136V135H58ZM81 136V135H80ZM161 136V137H162ZM254 136V135H253ZM8 137V136H7ZM16 137V136H15ZM150 137V136H149ZM55 138V136H54ZM56 138H58L56 136ZM83 138V136H82ZM85 138V136H84ZM99 136H98V139H100ZM174 138V137H173ZM178 138V137H177ZM262 138V137H261ZM44 139H47V137H45ZM61 139V138H60ZM59 139V140H60ZM104 141L106 142L107 140ZM122 139V140H120ZM212 139V140H213ZM15 140V139H13ZM51 140V139H50ZM57 140V139H55ZM54 140V141H55ZM57 141L58 143L60 144H57L56 145L54 143H50L49 141V144H48V141L47 142H43V144H41V146L43 147V150L42 152H40L39 150L36 151V149L34 148H24V146H22V149L24 148L25 150L22 151L21 153V159L24 161V165H23V170L21 171H24V173H26V178L27 181L29 180L31 185L34 186V188H38L39 190H44L46 189L44 192H48L47 194L50 195V191H52L53 193H58L59 190L61 191H64L66 189V186L69 187V184H70V187H71V183L72 181L70 180L72 178V175H71V171L74 170L73 169V163L71 161V158H73V155H70L71 158L68 160L63 158L62 157V153L64 151H66L65 154H67L68 150L65 149V144H64V147L62 148L61 144H63V142L61 143L60 141ZM70 140V139H69ZM101 140V139H100ZM142 140V139H141ZM170 140V141H169ZM257 140V139H256ZM263 140V139H262ZM45 141V140H44ZM53 141V139H52ZM53 141V142H54ZM122 141V142H123ZM246 141V142H245ZM264 141V140H263ZM15 142V141H14ZM19 142V141H18ZM65 142V141H64ZM82 142V141H81ZM113 142V141H112ZM126 142V144H127ZM12 143V142H11ZM107 143V142H106ZM133 143V142H132ZM178 143V142H177ZM20 144V142H19ZM53 144V145H52ZM109 144V143H108ZM115 144V143H114ZM119 144V143H118ZM218 144V145H219ZM256 144V143H255ZM263 144V143H262ZM22 145V144H21ZM60 145V146H59ZM73 145V144H72ZM91 145V144H90ZM122 145V144H120ZM131 145V144H130ZM264 145V144H263ZM28 146V145H27ZM74 146V145H73ZM95 146V145H93ZM125 146V145H124ZM262 146V145H260ZM38 147V146H37ZM46 147V148H45ZM141 147L143 148V145H141ZM169 147V148H168ZM217 147V146H216ZM41 148V147H40ZM39 148V149H40ZM44 148H45V152L44 151ZM61 148L64 149V151H61ZM86 148H90L86 146ZM85 148V149H86ZM93 148V147H91ZM97 148V147H96ZM263 148V147H261ZM13 149V148H12ZM42 149V148H41ZM40 149V150H41ZM69 149V147H68ZM84 149V150H85ZM140 149V148H139ZM221 149V147H220ZM71 150V149H70ZM80 150V149H79ZM78 150V151H79ZM98 150V148H97ZM103 150V148H102ZM101 150V151H102ZM106 150V149H105ZM103 150V151H105ZM108 150V149H107ZM15 151V150H14ZM89 151V149H88ZM115 151V150H113ZM223 151V150H222ZM220 151V152H222ZM77 152V151H76ZM75 152V153H76ZM80 152V151H79ZM85 152V151H84ZM92 152V151H91ZM95 152V151H94ZM94 152L92 153H89V152H86V155L85 156H88V155H91L89 158H94L93 155H94ZM106 152V151H105ZM110 152V151H109ZM116 152V151H115ZM114 152V153H115ZM184 152V151H183ZM254 152V151H253ZM72 153V152H71ZM81 153V152H80ZM113 153V152H112ZM121 155L123 152H120ZM181 153V154H180ZM68 154H70V151L68 152ZM67 154V155H68ZM82 154V153H81ZM88 154V155H87ZM108 154V152H107ZM118 155V153H116ZM225 154V153H224ZM66 155V156H67ZM77 155V154H76ZM80 155V154H79ZM104 155V154H103ZM144 155V154H143ZM158 155V156H157ZM98 156V155H97ZM107 156V155H106ZM115 156V155H114ZM124 156V155H122ZM11 157V155H10ZM18 157V158H19ZM68 157V156H67ZM66 157V158H67ZM100 157V156H99ZM126 157V156H125ZM125 157H122L123 159ZM97 158V157H96ZM121 158V157H120ZM121 158V159H122ZM127 159V157H126ZM154 159V158H153ZM8 160V159H7ZM12 160H15V159H12ZM21 160V161H22ZM97 160V159H95ZM118 160H120L118 158ZM182 160V162H181ZM19 161H20V158H19ZM88 161V160H87ZM86 161V162H87ZM92 161V160H91ZM100 161V159H99ZM123 163L124 161L125 162H128L126 160H121ZM120 161V162H121ZM131 161V159H130ZM16 162V160H15ZM90 162V161H88ZM98 162V161H97ZM105 162V163H104ZM104 164L106 165V167L108 166H111V167H115L117 168V165L119 163L115 162L114 160L112 159H108V160H104ZM122 163V164H123ZM130 163V162H128ZM100 164V163H99ZM126 163H124L125 165ZM139 164V163H138ZM181 164V165H180ZM188 164V163H187ZM2 165V163L0 164ZM128 165V167H131L129 164H126ZM125 165V166H126ZM22 166V164L20 165V167ZM104 166V165H102ZM101 167V166H100ZM110 167V168H111ZM134 167V166H132ZM142 167V166H141ZM4 168V167H3ZM82 168V167H81ZM80 168V169H81ZM121 168L118 166V169ZM2 168L0 167V170ZM21 169V168H20ZM109 169V168H108ZM133 171H130L132 172V181H140L143 176V174H138V172L140 173V170L138 171L136 168H132ZM200 169V168H198ZM215 168H213L212 170H214ZM11 170V169H10ZM17 170V168H16ZM19 170V169H18ZM106 170V169H105ZM116 170V169H114ZM125 170V169H124ZM15 171V170H14ZM108 171V170H106ZM199 171V170H198ZM2 172V171H0ZM4 172H6L4 170ZM19 172V171H18ZM86 172V171H85ZM211 172V171H210ZM7 173H8V170H7ZM76 173V172H75ZM88 173V172H86ZM164 173V175H165ZM173 173L174 171H172V174H166L165 176H168L170 177L169 179L170 180H173L172 179V176H173ZM202 173V172H201ZM6 174V173H5ZM3 174L2 176H0V205H2L4 202L1 200L2 198H4V200H6L7 198L8 199H13L8 205H10L12 202L16 204V198L19 195V190H22L21 189V184L20 182H17L15 178H13L12 176H10L9 174ZM23 174V173H22ZM197 174V172H196ZM17 175V174H16ZM89 175V174H88ZM142 175V176H141ZM163 175V174H162ZM172 175V176H171ZM194 175H195V172H194ZM210 175V174H209ZM21 176V175H20ZM19 176V178H20ZM23 176V175H22ZM145 176V174H144ZM196 176V175H195ZM194 176V177H195ZM10 177H12L10 179ZM146 177V176H145ZM148 177V175H147ZM210 177V176H208ZM10 180H9V179ZM106 178V177H105ZM130 178H131V175H130ZM164 178V177H162ZM86 179V178H85ZM93 179V178H92ZM209 179V178H208ZM9 180V181H8ZM23 180V178H22ZM25 180V178H24ZM77 180V179H76ZM83 180V179H82ZM145 180V179H144ZM197 180V181H196ZM26 181V180H25ZM29 181H28V184H29ZM88 181V180H87ZM155 181V179H154ZM211 181V182H212ZM142 182V181H141ZM140 182V183H141ZM170 182V181H169ZM27 183V182H26ZM25 183V184H26ZM75 183V182H74ZM88 183V182H87ZM132 183V182H131ZM130 183V184H131ZM135 183V182H133ZM139 183V184H140ZM202 183V182H201ZM218 183V182H217ZM68 184V185H67ZM92 184V183H91ZM168 184V183H167ZM214 183H212L211 185L212 186H218V184H216L215 182V185H213ZM82 185V184H81ZM134 185V184H133ZM84 186V185H83ZM83 186H80V188L82 187V189L80 190V188L78 189L79 191H75L73 188L74 186H72L73 188L70 189H67L69 190V192H71V194H67V193H64V194H67L65 195L64 197V194H62V196L64 198H61L60 199V196L59 197V204L55 205L57 206L55 209L58 210L59 209V213L61 211L64 210L65 212V208L66 209H69V214H75V213H78L85 205L86 203V199L89 197V190L86 189L85 187ZM89 186V185H88ZM87 186V188H89ZM156 186V185H155ZM215 186V187H216ZM76 187V186H75ZM98 187V186H97ZM63 188H65L64 190H62ZM219 188V187H218ZM90 189V188H89ZM210 189V188H209ZM213 187L211 188V191H212ZM215 189V188H214ZM213 189V192L215 191ZM222 189V188H221ZM221 190V192H223L224 190ZM27 190V189H26ZM66 190V191H67ZM75 191V192H72ZM95 191V190H94ZM36 192V191H35ZM163 192V191H162ZM210 192V191H209ZM212 192V194H213ZM216 192V191H215ZM214 192V194H215ZM94 193V192H93ZM96 193V192H95ZM36 194V193H35ZM43 194V193H42ZM160 194V193H158ZM210 194V193H209ZM32 195V194H31ZM52 195V194H51ZM56 195V194H55ZM54 195V196H55ZM164 195V196H163ZM22 196H24L25 198L28 199L27 195L25 196L24 194H22ZM53 196V195H52ZM97 196V195H96ZM215 198H217V194H215ZM7 197V198H5ZM57 197V196H56ZM23 198V201L24 199ZM48 198V197H47ZM54 198V197H52ZM51 198V199H52ZM92 198V197H91ZM156 198V197H155ZM213 198H214V195H213ZM214 198V199H215ZM21 199V198H20ZM27 199H25V201L27 203H29V201H27ZM36 199V198H35ZM50 199V200H51ZM121 199V198H120ZM157 199V198H156ZM159 199V198H158ZM161 199V198H160ZM28 200H30V203L31 204L32 202V197L29 198ZM48 200V199H47ZM48 200V201H50ZM86 200V201H85ZM21 201V200H20ZM22 201V202H23ZM53 203H56V199H52ZM51 201V202H52ZM89 201V200H88ZM87 201V202H88ZM161 201V202H162ZM174 201V200H173ZM173 201L171 202V204L173 203ZM114 202V201H113ZM128 202V200H127ZM166 202V203H167ZM214 202V201H213ZM24 203V202H23ZM22 203V205H23ZM58 203V202H57ZM157 203V202H156ZM165 203V204H166ZM221 203V204H220ZM15 204H12V206L14 207ZM20 204V202H19ZM26 204V203H25ZM28 204V206H29ZM35 204V203H34ZM40 204V203H39ZM88 205V203H86ZM21 205V204H20ZM53 205V207H54ZM60 205V206H58ZM168 205V204H167ZM33 206V205H32ZM34 206H37V205H34ZM154 206V205H153ZM164 206V205H163ZM216 206V205H215ZM218 206V205H217ZM216 206V207H217ZM1 207V206H0ZM10 207V206H9ZM18 207V206H17ZM23 207V206H22ZM38 207V206H37ZM37 207H34L33 209L35 211H38L37 210ZM50 207V206H49ZM111 207V206H110ZM137 207V206H136ZM135 207V208H136ZM166 208V206H164ZM20 209V207H18ZM29 208V207H28ZM71 208V209H70ZM90 208H92L90 206ZM129 208V207H128ZM219 208V207H218ZM7 209V208H6ZM15 209V208H14ZM19 209H17L19 211ZM24 209V207H23ZM32 209V210H33ZM39 209V208H38ZM54 209V208H53ZM52 209V210H53ZM87 209H89V206L87 207ZM138 209V208H137ZM172 209H175L174 207H172ZM171 209V210H172ZM9 210H12L11 207ZM55 210V211H56ZM61 210V211H60ZM73 210V211H71ZM85 210V208L83 209ZM90 210H93V209H90ZM128 210V209H127ZM133 210V209H132ZM142 210V209H140ZM219 211V209H217ZM15 210H12L10 211L11 214L14 212ZM25 211V209H24ZM31 210H29L30 212ZM34 211V213H35ZM50 211V209H49ZM67 211V210H66ZM124 211V210H123ZM134 211V210H133ZM133 211H132V214H133ZM139 211V210H138ZM137 211V212H138ZM143 211V210H142ZM174 211V210H173ZM3 212V211H2ZM1 212V214H2ZM6 212V211H5ZM8 212V211H7ZM21 212H23V210H21ZM28 212V210H27ZM26 212V213H27ZM29 212L27 215H29ZM63 212V213H64ZM74 212V213H73ZM82 212V211H81ZM125 212V211H124ZM128 212V211H127ZM141 212V211H140ZM139 212V213H140ZM217 212V211H216ZM4 213V212H3ZM33 214V211L31 212ZM57 213V212H56ZM68 213V211H67ZM93 213H94V210H93ZM129 213V212H128ZM131 213V212H130ZM135 213V211H134ZM139 213H135L138 214ZM175 213V212H174ZM215 213V212H214ZM0 214V215H1ZM10 214V216H11ZM18 214V213H16ZM58 214V213H57ZM61 214V213H60ZM79 214L81 215V213L79 212ZM85 214V213H84ZM133 214V216L135 215ZM215 213V215H217ZM4 215H9L8 214H4ZM3 215V216H4ZM34 215V214H33ZM44 215V214H43ZM64 215V214H63ZM77 214L74 215V218L76 217ZM79 215V216H80ZM86 215H87V212H86ZM141 215H145L143 214V212H141ZM214 215V214H213ZM3 216H0V218L2 219ZM17 216V215H16ZM23 216V215H22ZM25 216V214H24ZM31 217V215H29ZM39 216V215H38ZM41 216V214H40ZM45 216V215H44ZM83 214L81 215V218ZM94 215L91 216V214L88 216V217H94ZM128 216V215H127ZM135 216V217H137ZM5 217V216H4ZM37 217V216H36ZM42 217V216H41ZM41 217H37L38 218V222H36L37 220H34V223L33 220L32 222L34 224H25L24 226H22V229L24 228V230H21L18 237H16V234L14 237V241L13 242H17L18 245L20 244H24V242H29V239H30V243H33L34 241L35 242H39L41 244H46L45 246L46 247H50V248H54L55 245L57 246V249L55 248V251H54V254L55 256H60L61 258H63L65 255H66V252H65V248H64V251H60L61 248L63 249V247L61 246L60 250L58 249V246L59 244L58 243H53L54 240H56V238L54 237V240L53 239H50L52 238V236L49 238L50 234H49V229H46L47 227H49L47 224H45V226L47 225L46 228L43 227V223H41L42 221L44 222L45 219L43 220ZM68 217V216H67ZM73 217V216H72ZM85 217V215H84ZM132 217V215H131ZM142 217V216H141ZM147 217V216H146ZM146 217H142V218H145ZM173 217V216H172ZM175 217V216H174ZM7 218V217H6ZM9 218V217H8ZM7 218V219H8ZM0 219V220H1ZM42 221H40V220ZM85 219V218H84ZM87 219V217H86ZM84 220L83 223H82V226L83 225H86V223L84 224V222L88 221L87 220ZM122 219V218H121ZM134 219V217H133ZM134 223H138L140 222L139 219H136V220H133ZM144 219V220H145ZM150 219V218H149ZM6 220V219H5ZM50 220V219H49ZM142 223H139L136 226V228H138L137 231H139V234H141L142 239L140 237V239L142 240L139 241L141 242L142 244L141 245H138L136 242V239L132 238L134 236H131L132 239H134L136 242H127L126 240V244L128 245H124L125 247H128V252H132V254H139L142 255V252H146L147 253V256L146 258L148 257V260L146 259L145 261V257L143 258L144 259V262L143 264H173V262L171 261V256L169 257V259L164 255L162 254V247L159 246V244L161 243L160 242V239H158L159 243L156 241L155 239H153V233L151 229V226H150V229L148 228L149 225H151V223L148 224L149 225H146L147 222L144 221ZM148 220V219H147ZM152 220V219H151ZM169 220V219H168ZM29 222H30V219H29ZM57 222V220H56ZM78 222V221H77ZM116 222V221H115ZM114 222V223H115ZM144 222L146 224H144ZM170 222V221H169ZM1 223V222H0ZM3 223V222H2ZM6 223V222H5ZM17 223V222H16ZM51 223V221H50ZM80 223V224H81ZM99 223V222H98ZM118 223V222H117ZM121 223V221H120ZM128 223V222H127ZM4 224V223H3ZM24 224V223H23ZM88 224H89V221H88ZM100 224V223H99ZM119 224V223H118ZM174 224H176L174 222ZM20 225V224H19ZM18 225V226H19ZM76 225V224H75ZM101 225V224H100ZM144 225H146V227H144ZM55 226V225H54ZM78 226V225H77ZM88 226V225H87ZM85 226V227H87ZM176 226V225H175ZM1 227V226H0ZM80 227V226H79ZM127 227V225H126ZM174 227V226H173ZM15 228H18V227H15ZM52 228V226H51ZM115 228V227H114ZM120 227H118L119 229ZM135 228V229H136ZM176 228V227H175ZM174 228V229H175ZM182 228V227H180ZM53 229V228H52ZM153 229V228H152ZM165 229V228H164ZM81 230V229H80ZM84 230V229H83ZM114 230V229H113ZM116 230V228H115ZM114 230V231H115ZM166 230V229H165ZM16 231V229H15ZM140 231L142 233H140ZM167 231V230H166ZM183 231V230H182ZM7 232V231H6ZM12 232V230H11ZM18 232V230H17ZM53 232V231H52ZM83 232V231H82ZM85 232V231H84ZM118 232V231H117ZM120 232V231H119ZM155 232V231H154ZM15 233V232H14ZM14 233H9L10 236H8L9 240L5 239L6 241H11L10 240V237H12V234ZM55 233V232H54ZM122 233V232H120ZM128 233V232H127ZM138 233V232H137ZM174 233V232H173ZM173 233L170 234V237L173 236ZM184 233V231H183ZM49 234V236H48ZM124 234V232H123ZM167 234V233H166ZM7 236V234H6ZM118 236H119V233H118ZM127 236V234H126ZM137 236V234H136ZM157 236V234H156ZM155 236V237H156ZM165 236V234H164ZM168 236V234H167ZM175 236V234H174ZM173 236V237H174ZM189 236V237H188ZM70 237V236H69ZM121 237L123 240V236L121 234ZM129 237V236H128ZM138 237V236H137ZM184 237V236H183ZM4 238V237H3ZM7 238V237H6ZM33 238V239H32ZM130 238V237H129ZM130 238V239H131ZM168 238V237H167ZM185 238V237H184ZM33 242H32V240ZM119 239V238H118ZM129 239V240H130ZM4 240V241H5ZM27 240V241H26ZM52 240V241H50ZM73 240V239H72ZM128 240V239H127ZM11 241V242H12ZM59 241V240H58ZM57 241V242H58ZM168 241V239H167ZM166 241V242H167ZM12 242V243H13ZM52 243L53 247H51V244ZM56 242V241H55ZM68 242V241H67ZM123 242V241H122ZM121 242V243H122ZM14 243V244H15ZM16 243V244H17ZM37 243V244H39ZM60 243V241H59ZM97 243V242H96ZM169 243V241H168ZM39 244V245H41ZM50 245V246H47ZM63 244V242H62ZM102 244V243H101ZM108 244V243H107ZM125 244V243H124ZM140 244V243H139ZM163 244V243H162ZM165 244V243H164ZM38 245V246H39ZM95 245V243L93 244V246ZM167 245V243H166ZM23 246V245H22ZM43 246V248L45 247ZM68 245H66L67 247ZM91 246V245H90ZM99 246V245H98ZM163 246V245H162ZM168 246V245H167ZM45 247L46 251L47 248ZM103 247V245H102ZM157 248V249H156ZM100 249V248H98ZM106 249V248H105ZM160 251V256L159 254L157 255V251L158 250ZM247 249V251H245ZM101 250V249H100ZM44 251V250H43ZM106 251V250H105ZM122 251V250H121ZM124 251V250H123ZM73 252V251H71ZM96 252V251H95ZM101 252V251H100ZM104 252V251H103ZM244 253L243 257L241 258L240 257V253ZM51 253V252H50ZM104 254V253H103ZM107 254V253H106ZM111 254V253H110ZM102 255V254H101ZM106 256V255H105ZM104 256V257H105ZM130 256V255H128ZM159 256V257H158ZM173 256H172V259H173ZM110 257V256H109ZM108 257V258H109ZM138 257V256H137ZM143 257V256H142ZM142 257H140V260H142ZM68 258V257H67ZM117 258V257H116ZM70 260V259H69ZM75 260V259H74ZM103 260H105L103 258ZM107 260V259H106ZM111 260V259H110ZM118 260V259H116ZM115 260V261H116ZM139 260V261H140ZM63 261V260H62ZM71 261V260H70ZM138 261V262H139ZM66 262V261H65ZM75 262V261H74ZM108 262V261H107ZM117 262V261H116ZM66 263H69V262H66ZM71 263V262H70ZM127 263V262H126ZM142 263V262H141ZM80 264V263H79ZM110 264V263H109ZM129 264V263H128Z\"/></svg>",
    "mask_w": 264,
    "mask_h": 264
},
{
    "label": "snow or ice",
    "instance_id": "snow-or-ice-1",
    "mask_svg": "<svg viewBox=\"0 0 264 264\" xmlns=\"http://www.w3.org/2000/svg\"><path fill=\"white\" fill-rule=\"evenodd\" d=\"M245 251H247V249H246ZM243 255H244L243 252L240 253V257H241V258L243 257ZM211 264H224V262H222V261L212 260V261H211Z\"/></svg>",
    "mask_w": 264,
    "mask_h": 264
}]
</instances>
